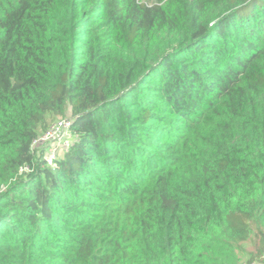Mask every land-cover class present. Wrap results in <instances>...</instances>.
I'll use <instances>...</instances> for the list:
<instances>
[{"label": "trees", "instance_id": "1", "mask_svg": "<svg viewBox=\"0 0 264 264\" xmlns=\"http://www.w3.org/2000/svg\"><path fill=\"white\" fill-rule=\"evenodd\" d=\"M249 240L253 264L264 0H0V264H243Z\"/></svg>", "mask_w": 264, "mask_h": 264}, {"label": "built area", "instance_id": "2", "mask_svg": "<svg viewBox=\"0 0 264 264\" xmlns=\"http://www.w3.org/2000/svg\"><path fill=\"white\" fill-rule=\"evenodd\" d=\"M72 124H73L72 118L57 119L41 137H38L33 142L32 145L33 151H35V146L37 144H43L44 147H42L41 151H38V153L46 154L47 161H51L61 151H64V153L68 151L71 145L73 144V141L71 142L69 140V137L72 135V131H71ZM51 155L53 156L51 157Z\"/></svg>", "mask_w": 264, "mask_h": 264}, {"label": "rangeland", "instance_id": "3", "mask_svg": "<svg viewBox=\"0 0 264 264\" xmlns=\"http://www.w3.org/2000/svg\"><path fill=\"white\" fill-rule=\"evenodd\" d=\"M151 1L156 2V1H158V0H151ZM59 118H72L71 111L69 110L68 113H67V115H66L65 117L49 115V116L47 117V120H46V122H45V125H43V126L41 127V129L39 130V137H41V136H42V135H43V134H44V133L50 128V126H51V125H52L57 119H59ZM76 138H77L76 135H75L74 133H72V135L69 137V140H70L71 142L73 141V144H74ZM73 144H72V145H73ZM72 145H71V146H72ZM42 147H44L43 144H37V145L35 146V151H37V153H38V151H41ZM40 155H45V159H44V158H42V159H43V160H46V158H47L46 154L42 153V154H40ZM64 155H65L64 151L59 152V154H58L55 158L52 159L53 161H52L51 159H48V160H51V161H46V162H47L46 166L54 168V167L56 166V160H58V159H62ZM52 156H53V155H51V157H52ZM28 171H29V170H28ZM252 238H253V239L255 238L254 231L252 232ZM244 249H245L246 251L243 253L242 262H243V264H247V263L249 264V261H248V260H249V258H250V255H249L248 252H252V251L255 252V247H254V243H253V241L249 240V241L245 242V243H244ZM252 263H253V264H264V255H263L262 257H258V258H256V259L254 260V262H252Z\"/></svg>", "mask_w": 264, "mask_h": 264}]
</instances>
